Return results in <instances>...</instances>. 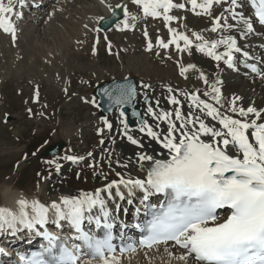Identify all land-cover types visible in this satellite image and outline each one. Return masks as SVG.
<instances>
[{"label":"snow or ice","instance_id":"1","mask_svg":"<svg viewBox=\"0 0 264 264\" xmlns=\"http://www.w3.org/2000/svg\"><path fill=\"white\" fill-rule=\"evenodd\" d=\"M104 2L105 0H101V3ZM25 3L26 0H0V30L11 34L13 42L16 39V28L12 17H22L23 13L16 9L17 6L23 8ZM131 3L142 8L144 17L162 18L165 22L171 38L167 42L158 39L157 45L160 48L168 49L170 45H174L178 52H184L190 51L194 46L218 65L223 61L229 68L234 67L235 53H242L245 58H249V54L242 51L237 39L231 35H221L219 39L208 41L201 34L193 32L192 36L200 42L194 45L189 35L171 27L173 21L180 19L171 15V10L185 9L184 3L177 4L174 0H131ZM187 3L195 14L208 16H211L214 5H229L225 12L230 14L236 24H229L228 18L223 14L213 17L210 29L213 33L223 32L225 29L231 31L240 25L244 27V35L254 31L252 20L237 11L241 7L239 0H187ZM249 3L254 9L256 21L264 26V0H249ZM107 6L113 17L117 15L116 9L123 11L124 19L116 24L118 30L135 29L138 17L129 13L127 5L117 4L115 8ZM197 9L200 11L197 12ZM144 35L147 38L146 29ZM111 47L109 43V52ZM220 47L224 51H217ZM146 50H153L151 40H148ZM156 54L160 55L159 52ZM168 58L171 59L170 56ZM245 66L264 78V74L256 66ZM190 70H197L196 65H179V73L186 79ZM199 79L205 85L209 84L203 72L199 73ZM220 83L217 80L209 86V91L202 93L215 101V105L201 99L199 90L194 93L185 92V97L190 101L187 113L181 110V101L175 95H169L168 103L178 107L172 111L157 112L147 93H143L148 105L145 114L157 123L154 128L146 119L141 118L137 130L161 147L159 155L144 151L138 155L137 162L141 171L145 172L144 178L121 177L119 181L113 180L104 188L97 189L94 194L61 197L59 202L52 201L49 206L35 200L29 203L21 198L17 202L16 212L0 208V232L10 230L15 234L21 229H27L47 241L40 251L28 257L21 256L23 264H93V261H99V264H120V257L116 255L112 244L114 224L102 195L106 193L111 197L112 189L115 188L116 194L123 199L120 185L127 187L129 192L140 190L141 204L153 194H163L166 197V202L151 212V220L143 226L135 225L146 232L144 238L139 240L140 247L159 250L164 245V251L169 257H173L174 253L168 250L171 242V246L183 250L174 258L184 264H187L190 257H194L197 264H264V110L253 106L237 107L240 99L237 96L222 111L224 105L221 104V90L217 86ZM143 87L149 88L150 85L145 84ZM168 92L171 94L173 89L168 87ZM104 95L111 101L109 110L114 107L120 109L119 122L127 141L143 149L141 140L129 133L123 110L137 97L136 86L127 82L117 84L111 91L104 89ZM38 97L37 89L35 99L38 100ZM91 103L99 107L95 99ZM156 105L159 106V100ZM28 111L31 114L32 110ZM132 115L138 116L139 113L133 111ZM206 119L213 123L206 122ZM160 122L167 126L166 129L157 131L155 129L160 128ZM103 124L109 130L113 128L106 117L103 118ZM99 132L102 133L103 129ZM103 143L101 140V144ZM65 159L75 162L82 158L67 156ZM59 168L60 165L57 164L56 170L59 171ZM149 208L152 206L149 205ZM223 209L227 210V214L221 216L220 210ZM50 211L54 216L52 223L61 228V222H67L73 230L71 239L80 243L62 242L60 237L47 230ZM97 231L102 232V236H97ZM136 250V245L132 244L120 251L123 254L125 251ZM85 255L87 259L84 258Z\"/></svg>","mask_w":264,"mask_h":264},{"label":"rangeland","instance_id":"2","mask_svg":"<svg viewBox=\"0 0 264 264\" xmlns=\"http://www.w3.org/2000/svg\"><path fill=\"white\" fill-rule=\"evenodd\" d=\"M57 2L59 1L54 0L52 5L45 7L47 14H44V17H49L50 14L54 16L45 27L43 24L31 32L29 28L33 25H30L32 22L28 18L25 22L27 26H20V31L16 29L19 37L21 36L20 41L17 38L16 42H13L10 35L0 30V204L4 203L2 186L9 184L11 187L27 191L30 195L38 194L45 179L58 172L56 165L62 167L67 162L64 153L58 157L39 156L47 146L59 140L57 137L63 127L78 128V131L74 129V133L67 131L71 138V145L67 144L65 150L67 155L72 154L73 147L76 152L85 148L86 152L80 153L85 155L90 154L95 146L101 145V140L105 139V133L109 132V129L104 127L103 117L98 116V109L91 103L93 99L97 102L93 96L96 84L135 75L140 78L142 86L150 81L162 79V76L168 75L169 67L173 69V65H177L175 61L178 59V51H175L173 45L168 49L157 45L158 39L162 38L167 42L171 38L168 28L166 29L160 20L150 17L139 16L135 21V29L118 30L116 27L107 33L97 32L95 29L96 32L92 33L90 39L79 37L75 40L77 46L80 45L79 48L75 47L76 45H68L64 37L66 33L84 31L82 11L80 7L78 9L81 1H66L62 6ZM110 2L111 6L117 4ZM188 6L190 5L187 4L183 10L174 8L170 12L180 18L173 21V26L178 30H182L184 22L181 17L195 16ZM140 10L139 6L128 1V11L131 15H140ZM99 16L102 17L103 14ZM17 26L19 27L18 23ZM24 28H28L29 34ZM145 28L153 31L152 51L146 50L149 35L145 37ZM23 29L25 31L21 33ZM188 32L190 33L189 29L186 33ZM109 43L112 46L111 52L108 49ZM49 48L55 51L57 48L62 49L63 63L56 57L50 63L47 58ZM259 51L263 52L262 49ZM157 52L160 55H157ZM148 56L149 59H146ZM33 77H36L34 82L31 79ZM37 89L38 100L35 99ZM28 109L32 110L31 114ZM94 117L100 120L97 121L101 126L93 124ZM106 118L110 119L109 116ZM101 127L103 138L99 135ZM80 151L83 152L84 149ZM50 161L54 163H49ZM16 162L24 163L19 171H15Z\"/></svg>","mask_w":264,"mask_h":264},{"label":"bare ground","instance_id":"3","mask_svg":"<svg viewBox=\"0 0 264 264\" xmlns=\"http://www.w3.org/2000/svg\"><path fill=\"white\" fill-rule=\"evenodd\" d=\"M58 1V5L62 6V4L66 1L70 2L71 0ZM79 1H81V6L78 5V9L80 7V10L82 11L80 12L82 13L84 20V31L80 30L79 32L74 34L75 31L73 30L74 35L70 31L68 33L65 32L66 34L64 36L68 45H76L75 47L78 48L80 45L77 46L75 40L79 39V37L87 40L90 39L92 33L96 29L98 20L101 17L99 16V14L106 15L108 13L109 7H106V5H109L111 3L110 1L124 4L126 3V0H105L104 3H101V0ZM186 1L187 0H183L182 2H180V0H174V3L185 4ZM52 2H54V0H47L46 5L49 7L50 5H52ZM239 3L241 4V7L238 8L237 11L243 13L245 17L251 20L253 18L252 22L254 31L252 33H249L248 35L243 34V25L235 27L231 31L227 29H225L223 32L217 31L215 33L210 31L212 27V18L221 14L228 18L227 22L229 24H236V21L231 18L230 14L225 12V9L229 7V5L226 3L218 6L214 5L211 10V16L197 15L193 12L195 16L188 17L186 15L185 17H181L184 20L181 27L182 30H178V28L177 30L186 33L187 29H189L190 33L188 32L186 34L189 35L191 39H193L194 45L198 44L199 41H196L195 38L192 36L193 32L201 34L204 39L208 41L219 39L221 35H231L237 39V44L243 52L251 53L255 50L256 53L261 47L264 46L263 28L256 21V18L254 16V9L250 6L249 0H239ZM36 4L37 3L34 1L33 4H30L29 6L25 4L23 8H19V6H17L16 11L23 13L22 17H12V22L14 23L15 28L17 30L20 28V26L21 28L27 26L25 24L27 18H30V21L32 22V24L30 25H33L32 28H29L31 32L36 31L37 27L43 24L45 27L46 25H48L49 20L54 18L53 14H50L49 17L45 18L44 14H47V8L42 6L37 7L39 9L34 10V12L30 14L28 12V9L36 8ZM222 5H224V7ZM189 7L191 8V5ZM196 11L199 12L200 9H197ZM247 12L250 14H247ZM28 13L30 15H28ZM141 15L142 14L140 13V15L135 16L139 17ZM17 23L19 27H16ZM221 23L223 24L224 21L222 20ZM85 25H87V27H85ZM156 25L158 24L156 23ZM172 27H174L173 24ZM149 28L145 29L147 30L149 35L148 40H152L151 33L153 31L151 32ZM24 29L21 30V33L22 31H25ZM17 30L16 39L18 38L19 40L21 36L19 37L20 34ZM26 30H28V28ZM29 30L27 32L28 34ZM8 35L11 36V34ZM16 39L14 42H16ZM243 39H245V41H243ZM11 40L13 41L12 36ZM181 45H183V42H181ZM137 49L138 48H136V50ZM175 51L177 52L176 49ZM217 51L222 52L224 51V48L220 47L219 49H217ZM63 54L64 52L61 48H57L56 51L49 48L47 58L50 63L54 60L55 57L56 59H61L62 61L61 57H63ZM236 54L239 56L241 53ZM177 55L178 59L175 61L177 65H173L175 67L173 69L170 67L169 70L167 69L168 75L162 76V79L160 80L150 81L148 84H146L150 85L149 88H144L143 85L139 87V101L144 98L143 93L146 92L147 95L151 97V104L157 112H160L162 110L172 111L175 107L178 106L169 104L168 97L169 95H175L181 101V105L179 107H181V110L183 112L187 113L189 110L188 104L190 101L185 97L184 93H194L199 90L198 94H201V99L207 100L208 102L213 103L215 105V101H212L210 97L203 96L202 93L205 91H209V86L219 80L221 81V83L217 86L221 90V104L224 105L222 111L227 108L232 98L237 96L240 97V99L237 101V107L247 108L249 106H253L256 107L258 110H264V78H261V75L252 72L249 67L245 66L246 64H248L246 63L247 60H244L241 65L236 64L235 60L234 67L229 68L223 61L219 62L218 65L216 61L212 60L210 57H207L205 54L199 52L194 46L190 51L186 50L184 52H178ZM260 58L261 61L257 65V68L260 70L261 74H264V56L260 55ZM146 59H149V56L148 58L146 57ZM180 64L184 66H187L188 64H195L197 70H190L186 74V79L179 73ZM201 65H203L204 67H201ZM168 71H171V73L169 74ZM200 72H203L208 78V85H205L204 82L199 79ZM31 79H33L34 82L36 77H33ZM168 87H171L173 89V92L171 94L168 92ZM157 100H159V106L156 105ZM147 106L148 105H145L143 115L148 121L149 125L155 128V124L157 123V121H154L150 116H147L145 114ZM216 106L219 107V105ZM110 117V123H112L113 128L109 133H106V137L103 140L104 143L102 145L97 146L90 153L91 155H69L82 159H78L75 162L67 160V162L64 163L62 167H60V170L58 172L53 173L50 178L46 179L43 188L38 191L40 195H30L26 193L27 191L25 192L22 190H18L17 187L16 189L14 187L9 186V184L2 186L1 192L4 196V203L0 205V208H8L11 211L16 212L18 210L17 202L21 198L26 199L27 201H29V203L35 200L39 201L40 203L50 205L52 201L59 202L61 197L71 198L81 196L84 193L94 194L97 189L104 188L105 185H107L113 180L119 181L121 177L124 179L144 178L145 172L141 171L140 164L137 162V157L141 153V151L147 152L148 154L159 155L161 151L160 145L157 144L155 141H152L150 138L146 137L143 133H140L137 130L140 126L134 128L129 127V133L133 135L134 138L140 139L144 145V148L141 149L136 145H132L129 141H127V138L123 135L122 125H120L119 122V109H116L110 115ZM262 117H264V112H262ZM206 122L213 123L207 119ZM93 123L96 126H99L98 122L94 121ZM86 124L84 126H86ZM166 126V123L160 122V128L155 130L160 131L166 129ZM74 129L78 131V128L63 127L62 131L60 132L57 138L63 143H71V138L70 136H68L67 131H70V133H74ZM113 140L115 141V143H113ZM123 165L127 166L124 167ZM117 173H119V175H117ZM112 192L113 195L111 197H108L106 193H102L106 200L107 210L111 214L112 221H115L117 223H127V221H132V216L134 214V208L132 205L135 203H140L142 199V193L140 192V190L136 189L132 192H129V189L127 187H125L124 185H120V193L123 195V199H121L120 196L116 194L115 188L112 189ZM158 195L159 194H153L149 197L148 200H155L158 198ZM129 200H131L132 202L128 203ZM29 211H31V209H29ZM226 214L227 213L221 216H224ZM164 247V245H161L159 250H157L156 248H153L152 250L141 249L130 254L119 255L118 257H120V264H184V262L174 258L175 256H179L183 250L179 249L178 247H173L170 244L168 250L170 252H173L174 256L169 257L168 253L164 251ZM93 264H99V261H93ZM187 264H197V262L195 261L194 257H190L187 261Z\"/></svg>","mask_w":264,"mask_h":264},{"label":"water","instance_id":"4","mask_svg":"<svg viewBox=\"0 0 264 264\" xmlns=\"http://www.w3.org/2000/svg\"><path fill=\"white\" fill-rule=\"evenodd\" d=\"M116 13L117 15L115 17H113L112 13L109 17L104 18L103 20L100 21L99 23V27L104 30L107 31L110 27H112L117 21H119L122 17H123V11L122 9H116ZM131 83L133 85L138 86V79H136L135 77H129L127 79H114L113 81H107L99 86L96 87L95 89V95L99 98V102L101 105V110L102 113L104 115H107L109 113H111L114 109L112 108L111 110H109V104L111 103V101L108 99L107 96L104 95V89H109L110 91L113 90L115 88V86L117 84H122V83ZM138 93V90H137ZM115 95V93H113ZM142 107H139L138 101H137V97L135 98V100L133 101L132 104L130 105H126L124 107V111L125 113L129 116L128 118V123L133 126V120L137 119L138 123L140 122L141 118H143L141 116V111H142ZM135 111L137 113H139L138 116H133L132 112ZM144 119V118H143ZM62 147V144L59 145H55L51 148H49L45 154H57L60 152V148Z\"/></svg>","mask_w":264,"mask_h":264}]
</instances>
